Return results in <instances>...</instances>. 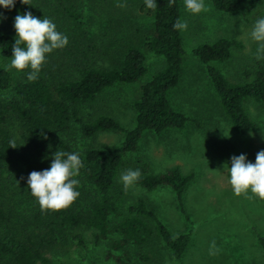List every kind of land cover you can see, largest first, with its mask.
<instances>
[{"label":"rangeland","instance_id":"rangeland-1","mask_svg":"<svg viewBox=\"0 0 264 264\" xmlns=\"http://www.w3.org/2000/svg\"><path fill=\"white\" fill-rule=\"evenodd\" d=\"M30 3L21 4L16 0L14 8L9 10L0 6V12L7 18L31 11L36 17L54 20L61 16L54 11L59 6L77 5L81 18L73 22L62 16L64 24L56 27L69 42L64 48L56 49L53 57H59L66 66L73 65L76 59L87 58L96 65L117 66L129 44L138 45L147 55L148 71L144 77L132 84H118L105 90L95 105L82 108V122H74L63 135L80 157L90 147L119 145L124 139L123 133L103 131L86 136L81 131L82 123L105 112L126 127L134 125L133 102L141 85L165 64L163 56L154 54L146 46L152 32L151 9L145 6V0H30ZM120 3H126L127 7H118ZM204 3L210 7L209 11L191 14L181 0V21L188 25L187 30L182 31L184 68L181 82L170 92L173 106L194 121L183 129L171 128L159 134L146 132L138 150L126 155V164L120 169L112 189V194L124 199L126 207L139 198L145 199L173 234L191 232L192 240L180 260L173 258L170 249L157 236L146 239L142 245L131 243L124 251H116L128 264H264V251L258 241L259 235H264V200L234 195L224 166L227 163L230 167V158L240 154H246L254 163L256 153L264 150V102H246L247 112L259 126L246 134L238 133L221 108L204 63L194 54L197 46L220 38L240 40L244 47L234 49L229 59L216 62V66L233 81L253 80L256 71L264 66V54L260 59L256 58L258 43L252 41L250 32L255 21L263 18L264 4L257 5L250 0L235 13L216 9L211 0H204ZM55 25L58 26L56 22ZM11 59L0 58V63L7 66ZM11 71L16 79H20L31 69ZM137 161L148 163L152 172L179 165L184 172L196 173L185 197V213L180 210L171 187L149 191L135 183L125 192L119 177L128 169L135 170L133 163ZM47 168L48 164H45L44 169ZM76 179L80 182L76 188L80 195L66 209L42 211L43 215H37L41 209L35 207L36 199L34 204L31 200L28 212L38 216L37 220L41 222L36 229L32 223L29 230H35L36 234L42 231L55 235L56 239L47 252L50 264H120L107 258L111 239L96 243L94 229L84 224L72 228L62 223L67 213L88 212L89 203L97 197L94 186L83 180L80 172ZM52 219L54 232L44 226ZM121 219L122 215H111V226ZM151 224L154 226V221ZM77 232L83 233L85 245L74 239ZM118 237L120 235L116 233L111 235V238ZM212 241L219 249L214 256L209 255Z\"/></svg>","mask_w":264,"mask_h":264},{"label":"trees","instance_id":"trees-1","mask_svg":"<svg viewBox=\"0 0 264 264\" xmlns=\"http://www.w3.org/2000/svg\"><path fill=\"white\" fill-rule=\"evenodd\" d=\"M211 1L220 11L237 13L250 0ZM252 1L257 5L264 4V0ZM156 3V9H151L152 32L146 46L154 54L163 56L165 64L141 85L133 102L134 125L126 127L105 112L82 123L81 131L86 136L116 131L123 133L124 139L115 147H90L83 153L80 157L83 167L79 172L83 180L94 186L97 197L89 203L85 214L67 213L62 219L64 225L72 228L84 224L94 229L96 243L111 239L107 258L120 264L128 263L116 251H124L131 243L142 245L146 239L157 236L170 249L173 258L180 260L192 240L191 232L173 234L145 199L139 198L126 207L123 198L112 194L120 169L126 164V155L138 150L146 132L159 134L171 128L183 129L194 121L177 110L170 98L171 90L182 80L184 68L182 31L173 28L177 19L181 20V0H175L171 6L168 0H156ZM54 11L61 15L52 20L59 28L64 24L62 16L73 22L82 16L75 4L62 5ZM15 16L0 20V58H12ZM243 47L240 40L220 38L194 49L212 80L222 110L240 134L259 126L247 112L245 104L248 100L264 102V66L256 71L253 80L238 82L229 79L216 62L229 59L234 49ZM53 53L55 50L46 54V61L35 81H28V75L16 79L14 73L0 63V264H50L47 252L56 239L55 235L42 231L36 234L35 230H29L32 223L36 229L41 220H37L38 216L34 214L33 221L34 215L28 212L31 200L34 204L36 199L27 187L28 175L32 171L44 170L45 164L50 168L54 158L52 153L57 150L75 152L63 135L74 122H82L80 114L84 106L92 107L108 88L132 84L148 71L147 55L135 44L125 46L117 66L96 65L90 58L76 59L73 65L66 66L59 57L54 59ZM10 140L15 141L16 148L10 147ZM133 166L141 173L136 182L138 185L149 191L171 187L180 210L186 212L185 197L196 178L194 171L184 172L175 165L165 171L152 172L150 165L143 161L134 162ZM36 203L35 207H39ZM36 214L43 215L41 210ZM114 214L122 215V219L112 227L110 216ZM53 221L44 224L50 232H54ZM114 233L120 237L111 238ZM74 239L85 245L83 233L77 232ZM258 241L264 251V235H259Z\"/></svg>","mask_w":264,"mask_h":264},{"label":"clouds","instance_id":"clouds-1","mask_svg":"<svg viewBox=\"0 0 264 264\" xmlns=\"http://www.w3.org/2000/svg\"><path fill=\"white\" fill-rule=\"evenodd\" d=\"M21 4L31 5L30 0H19ZM16 0H0V6L11 10ZM169 6L175 0H168ZM185 8L191 14H199L210 10L204 0H184ZM118 7H127L120 3ZM148 9L155 10L156 0H145ZM5 17L0 12V20ZM16 32L15 43L12 46V59L6 66L7 70L23 71L31 69L28 81H35L46 61V54L56 49H62L68 44V37L57 31L55 23L47 18H37L31 11L17 14L14 18ZM187 22L177 19L173 28L180 31L187 30ZM252 41L258 43L256 58L264 54V18H259L250 32ZM10 147L16 148L14 140L9 141ZM50 168L42 171H32L27 178V187L33 197L37 199L41 211H59L69 207L80 195L76 190L79 180L75 179L83 167L82 160L77 152L55 151ZM231 166L225 163L228 173V183L236 196L244 195L248 199L253 197L264 200V150L256 153L255 162L247 159L246 154L233 155ZM139 169H128L121 173L119 180L125 192L128 191L140 178ZM249 192L251 195H249ZM219 249L215 241L209 246V255H217Z\"/></svg>","mask_w":264,"mask_h":264}]
</instances>
